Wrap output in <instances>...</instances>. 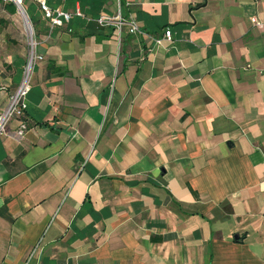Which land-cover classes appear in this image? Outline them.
Wrapping results in <instances>:
<instances>
[{
  "label": "crops",
  "instance_id": "crops-1",
  "mask_svg": "<svg viewBox=\"0 0 264 264\" xmlns=\"http://www.w3.org/2000/svg\"><path fill=\"white\" fill-rule=\"evenodd\" d=\"M26 2L42 61L0 138V264H264V0H45L73 14L52 30ZM117 14L143 34L95 22ZM20 24L0 2V111Z\"/></svg>",
  "mask_w": 264,
  "mask_h": 264
},
{
  "label": "built area",
  "instance_id": "built-area-1",
  "mask_svg": "<svg viewBox=\"0 0 264 264\" xmlns=\"http://www.w3.org/2000/svg\"><path fill=\"white\" fill-rule=\"evenodd\" d=\"M24 1L25 0H0L3 5L14 6L16 14L23 23L28 47L20 83L10 95L5 109L0 111V138L6 135L7 125L11 120H22L26 109L25 97L30 91L34 67L38 62L42 61V57L36 53L38 42L34 38V30L26 14ZM28 1H34L37 3L38 9L40 10L43 18L48 22L50 30L53 28L63 27L64 24L68 23L73 15L72 13L61 12L58 9L52 10L48 8L45 4V0ZM74 15L78 17L81 16L78 11H76ZM95 22L99 28H112L117 35H120L123 29H126L131 35L143 34L132 16H129L127 19L122 18L119 14L115 16H99ZM164 37L169 41L170 32L166 30L164 32ZM25 129L26 127L24 123H21L16 136L21 138Z\"/></svg>",
  "mask_w": 264,
  "mask_h": 264
},
{
  "label": "rangeland",
  "instance_id": "rangeland-1",
  "mask_svg": "<svg viewBox=\"0 0 264 264\" xmlns=\"http://www.w3.org/2000/svg\"><path fill=\"white\" fill-rule=\"evenodd\" d=\"M27 4H28V2L25 3V8H26V10H27L29 16H30V17L35 16L34 11H33L31 8L28 9ZM18 25H19V24H18ZM20 27H21L20 30L22 31V33H23V35H24L23 37H25V30H24V27H23V23H22V21H21ZM25 43L27 44L26 37H25Z\"/></svg>",
  "mask_w": 264,
  "mask_h": 264
},
{
  "label": "trees",
  "instance_id": "trees-1",
  "mask_svg": "<svg viewBox=\"0 0 264 264\" xmlns=\"http://www.w3.org/2000/svg\"><path fill=\"white\" fill-rule=\"evenodd\" d=\"M8 6L14 7V6H12V5H8Z\"/></svg>",
  "mask_w": 264,
  "mask_h": 264
}]
</instances>
